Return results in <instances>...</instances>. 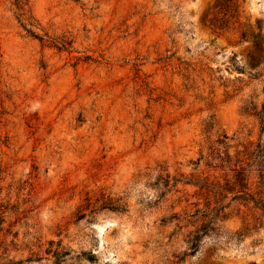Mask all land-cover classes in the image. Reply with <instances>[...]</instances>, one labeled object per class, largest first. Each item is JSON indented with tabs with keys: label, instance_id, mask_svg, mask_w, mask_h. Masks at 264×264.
<instances>
[{
	"label": "rangeland",
	"instance_id": "374dc122",
	"mask_svg": "<svg viewBox=\"0 0 264 264\" xmlns=\"http://www.w3.org/2000/svg\"><path fill=\"white\" fill-rule=\"evenodd\" d=\"M6 260L264 264V0H0Z\"/></svg>",
	"mask_w": 264,
	"mask_h": 264
},
{
	"label": "trees",
	"instance_id": "16d2710c",
	"mask_svg": "<svg viewBox=\"0 0 264 264\" xmlns=\"http://www.w3.org/2000/svg\"><path fill=\"white\" fill-rule=\"evenodd\" d=\"M196 241L195 237L192 238L191 244L192 247L194 248V242ZM2 264H15L14 262H12V260H6V262L2 263Z\"/></svg>",
	"mask_w": 264,
	"mask_h": 264
}]
</instances>
